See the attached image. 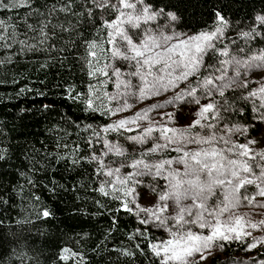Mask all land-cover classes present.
Listing matches in <instances>:
<instances>
[{"label":"snow or ice","instance_id":"obj_1","mask_svg":"<svg viewBox=\"0 0 264 264\" xmlns=\"http://www.w3.org/2000/svg\"><path fill=\"white\" fill-rule=\"evenodd\" d=\"M200 3L0 0V9L27 10L23 33L10 18L0 19V49L7 50L0 64L24 52L53 59L52 52L76 50L83 79L66 84L64 94L107 122L67 118L78 138L71 163L92 166L90 190L110 202L95 201L113 225L120 212L136 218L128 235L135 250L118 251L146 255L151 264H209L233 244L244 252L264 248V10L246 23L232 20L222 0H203L210 23L194 29L184 13ZM58 14L75 23H53ZM57 32L68 34L63 47L49 43ZM70 135L65 131L57 148L67 149L60 141ZM52 215L42 208L37 218ZM51 258L85 260L69 244ZM17 259L32 258L20 252Z\"/></svg>","mask_w":264,"mask_h":264},{"label":"trees","instance_id":"obj_2","mask_svg":"<svg viewBox=\"0 0 264 264\" xmlns=\"http://www.w3.org/2000/svg\"><path fill=\"white\" fill-rule=\"evenodd\" d=\"M222 2L232 20L246 23L264 10V0ZM26 14L24 8L0 9V19L10 18L21 33L25 31L22 18ZM58 16L53 23L66 24L72 20L64 14ZM184 16L194 29L202 27L205 21L210 23L211 19L203 0L196 7H188ZM33 22L29 19V23ZM62 39L67 40L68 34L57 32L49 43L63 47ZM75 51L52 52L53 59L48 58L47 52H24L13 56L11 63L0 64V154L6 157L0 160V236L3 237L0 264H21L17 259L20 252L32 258L25 259L23 264L36 261L52 264L51 254L63 244L81 251L84 264H151L146 255L130 257L118 251L135 250L128 235L137 226L136 218L120 212L113 225V216L95 203L100 200L107 206L110 202L90 190V185L95 187L92 166L83 161L79 165L71 163L77 155L72 149L78 138L67 118L92 124L107 122L98 114H85L82 106L64 94L66 84L79 85L83 79L73 58ZM6 53L7 50L0 49V59H6ZM62 56H67L63 63L56 59ZM43 105L50 108L44 109ZM65 131L72 135L60 143H67L68 148H57L58 138L64 137ZM80 154H84L83 150ZM35 197L40 199L37 201ZM42 208L53 215L38 219L37 213ZM18 221L26 223L18 224Z\"/></svg>","mask_w":264,"mask_h":264},{"label":"rangeland","instance_id":"obj_3","mask_svg":"<svg viewBox=\"0 0 264 264\" xmlns=\"http://www.w3.org/2000/svg\"><path fill=\"white\" fill-rule=\"evenodd\" d=\"M125 115H127V113H125ZM257 126L258 128L260 127V125ZM252 135L259 137L260 133L257 131L255 134L252 133ZM258 251L264 252V248L253 249L251 252H244L240 249L238 244H233L231 247H228L226 251L215 255V257L209 261V264H226V260L236 261L238 259H243L247 261V264H252L249 257L255 258L257 261L264 259V255H259Z\"/></svg>","mask_w":264,"mask_h":264}]
</instances>
